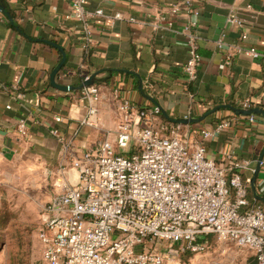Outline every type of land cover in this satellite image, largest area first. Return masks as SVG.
Returning a JSON list of instances; mask_svg holds the SVG:
<instances>
[{
    "label": "crops",
    "instance_id": "1",
    "mask_svg": "<svg viewBox=\"0 0 264 264\" xmlns=\"http://www.w3.org/2000/svg\"><path fill=\"white\" fill-rule=\"evenodd\" d=\"M86 1L88 12L100 9L103 16L89 21L92 45L85 50L81 25L65 19L70 0H0V184L18 182L39 166L51 174L48 201L63 177L74 180L70 157L116 137L123 120L118 106L128 99L137 109L159 107L162 124L170 130L179 126L190 142H203L207 156L228 176L236 171L248 181L250 205L264 206V168L259 165L264 151V0H194L200 15L190 33L196 35L201 61L192 80L182 71L186 17L170 16V8L183 0ZM231 8L245 21L243 45L254 47L261 58L236 54L220 69L240 42L237 28L226 24ZM116 13L121 19H113ZM222 34L225 47L219 51L216 42ZM58 48L65 63L55 81L69 87L67 92L50 84L62 59ZM85 77L100 95L94 116L88 114L92 101L82 94ZM245 102L251 104L253 122ZM21 119L26 137L16 130ZM87 119L91 124H82ZM221 121L230 126L203 139L201 132ZM53 129L62 142L51 135ZM213 243L209 238L202 254L210 264H256L248 249Z\"/></svg>",
    "mask_w": 264,
    "mask_h": 264
},
{
    "label": "built area",
    "instance_id": "2",
    "mask_svg": "<svg viewBox=\"0 0 264 264\" xmlns=\"http://www.w3.org/2000/svg\"><path fill=\"white\" fill-rule=\"evenodd\" d=\"M86 6V0H70L65 16L81 25L85 50L92 45L89 21L103 16L102 10L90 13ZM178 14L186 17L187 59L182 71L192 80L201 57L190 31L197 26L200 9L194 0H183L170 8V16ZM226 24L237 28L240 42L219 68L228 66L236 54L260 59L254 47L243 45L245 21L235 9H229ZM224 38L222 34L216 42L219 51L225 47ZM82 94L92 101L88 114L94 116L100 99L97 89L83 87ZM118 108L123 120L116 137L96 143L78 158L70 157L74 180L63 177L58 192L43 206L37 235L43 263L164 264L181 254L206 253L212 237L215 243L252 251L256 264H264V206L250 205L248 181L236 171L228 176L227 169L207 156L203 142H190L179 126L170 130L162 124L159 107L137 109L124 99ZM250 108L249 102L243 104V109ZM82 124L91 123L87 119ZM229 126L221 121L201 135L207 139ZM16 130L27 136L25 120L17 122ZM51 135L62 142L58 130H51ZM259 165L264 168V155Z\"/></svg>",
    "mask_w": 264,
    "mask_h": 264
},
{
    "label": "rangeland",
    "instance_id": "3",
    "mask_svg": "<svg viewBox=\"0 0 264 264\" xmlns=\"http://www.w3.org/2000/svg\"><path fill=\"white\" fill-rule=\"evenodd\" d=\"M50 193L51 174L39 166L18 182L0 184V264H44L37 235ZM164 264H210V260L191 254Z\"/></svg>",
    "mask_w": 264,
    "mask_h": 264
},
{
    "label": "water",
    "instance_id": "4",
    "mask_svg": "<svg viewBox=\"0 0 264 264\" xmlns=\"http://www.w3.org/2000/svg\"><path fill=\"white\" fill-rule=\"evenodd\" d=\"M0 10H2V9L0 8ZM58 50H60V52H61L62 59H61L59 65L57 66V68L54 69V70L51 72V74H50V84H51V86H52L53 88H55V89H57V90H59V91L67 92V91L70 90L69 87H64V86L58 85V84L56 83V81H55V78H56L57 73L60 71L61 67H62L63 64L65 63V55H64L63 51H61V49H59V48H58ZM83 85H84V87L91 86V79L89 78V80L86 81V82H84ZM251 113H252L251 110H246V114L250 115ZM263 155H264V151H263V153H262V155H261V157H260L259 163H260V161H261Z\"/></svg>",
    "mask_w": 264,
    "mask_h": 264
},
{
    "label": "trees",
    "instance_id": "5",
    "mask_svg": "<svg viewBox=\"0 0 264 264\" xmlns=\"http://www.w3.org/2000/svg\"><path fill=\"white\" fill-rule=\"evenodd\" d=\"M251 105V104H250ZM184 255H191L190 253H185V254H181L180 258L183 257Z\"/></svg>",
    "mask_w": 264,
    "mask_h": 264
}]
</instances>
